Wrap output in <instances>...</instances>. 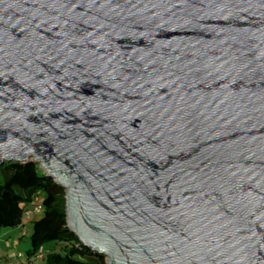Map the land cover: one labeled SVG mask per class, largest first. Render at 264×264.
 I'll return each mask as SVG.
<instances>
[{
	"label": "water",
	"instance_id": "water-1",
	"mask_svg": "<svg viewBox=\"0 0 264 264\" xmlns=\"http://www.w3.org/2000/svg\"><path fill=\"white\" fill-rule=\"evenodd\" d=\"M11 162L106 264H264V0H0Z\"/></svg>",
	"mask_w": 264,
	"mask_h": 264
},
{
	"label": "trees",
	"instance_id": "trees-1",
	"mask_svg": "<svg viewBox=\"0 0 264 264\" xmlns=\"http://www.w3.org/2000/svg\"><path fill=\"white\" fill-rule=\"evenodd\" d=\"M36 205L42 207V216L32 224L27 260L42 256L45 264H106L105 257L82 244L69 229L65 190L58 182L36 164L1 165L0 232L21 226L24 213ZM49 242L64 243V247L60 253L48 252L45 257L38 254Z\"/></svg>",
	"mask_w": 264,
	"mask_h": 264
},
{
	"label": "rangeland",
	"instance_id": "rangeland-1",
	"mask_svg": "<svg viewBox=\"0 0 264 264\" xmlns=\"http://www.w3.org/2000/svg\"><path fill=\"white\" fill-rule=\"evenodd\" d=\"M39 199L41 201L42 197H39ZM41 216L42 213H32L29 218L23 217L22 223L24 224V226L21 231L19 232L16 229H8L7 231L12 232L13 234H11V239H7L5 242L4 240L6 237L4 238L3 233H5L6 231L0 232V256H4L6 264H26V253L28 252V250H30L29 238L32 231V224L33 222L40 219ZM3 242L9 243V247L7 249L3 247ZM63 247L64 243L49 242L39 249L38 254H41L43 255V257H45L48 252L60 253L61 248ZM30 264H45V260L32 258Z\"/></svg>",
	"mask_w": 264,
	"mask_h": 264
},
{
	"label": "crops",
	"instance_id": "crops-1",
	"mask_svg": "<svg viewBox=\"0 0 264 264\" xmlns=\"http://www.w3.org/2000/svg\"><path fill=\"white\" fill-rule=\"evenodd\" d=\"M23 226H24V224L22 223V225L21 226H19V227H17V228H14V229H16L17 231H21V229L23 228ZM8 229H5V230H2V231H6L5 233H3L4 235V238H5V240H4V242L7 240V239H11V234H13L12 232H9V231H7ZM19 237V236H18ZM19 239V238H18ZM3 242V243H4ZM3 247H5L6 249L9 247V243H4L3 244ZM29 251V250H28ZM32 259H30V260H27V257H26V264H30V261H31ZM0 264H6V260H5V258H4V256H0ZM10 264V263H9Z\"/></svg>",
	"mask_w": 264,
	"mask_h": 264
},
{
	"label": "built area",
	"instance_id": "built-area-1",
	"mask_svg": "<svg viewBox=\"0 0 264 264\" xmlns=\"http://www.w3.org/2000/svg\"><path fill=\"white\" fill-rule=\"evenodd\" d=\"M35 202H36V201H35ZM41 212H42V207L39 206V205H36L35 207H33V208L29 209L28 211H26V212L24 213V217L29 218V217L31 216L32 213H33V214H39V213H41ZM36 258H37V259H41L42 256H38V257H36Z\"/></svg>",
	"mask_w": 264,
	"mask_h": 264
}]
</instances>
